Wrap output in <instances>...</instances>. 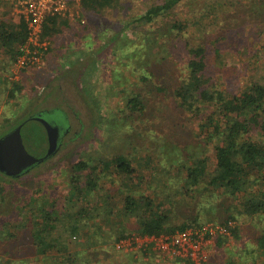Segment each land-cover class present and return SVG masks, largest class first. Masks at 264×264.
<instances>
[{"label": "rangeland", "instance_id": "rangeland-1", "mask_svg": "<svg viewBox=\"0 0 264 264\" xmlns=\"http://www.w3.org/2000/svg\"><path fill=\"white\" fill-rule=\"evenodd\" d=\"M22 1L0 0V20L15 24L24 17ZM156 1L159 0H115L112 7L92 11L84 10L79 1L64 15L67 21L60 29L62 33L46 38L41 30L31 37L32 42L26 41L30 53L25 65L19 66L16 62L21 46L14 58L0 48V132L14 125L15 120L27 119L43 109L59 108L69 115V130L62 136V144L53 156L25 175L0 179V223L8 216H15L17 224L32 217L38 220L33 224V230L37 231L44 224L42 213L46 210L50 211L52 223L58 218L51 236L55 232L54 235L62 233L63 237L59 249H53L52 254L81 253L88 255L92 264H180L177 256L167 259L150 249L130 247L125 250L117 246L120 239L141 235L135 230L133 216H118L126 196L136 200L152 198L156 210L169 215L165 233L172 232L170 228L180 229L178 226L182 223L204 222L202 228L213 230L208 232L207 260L227 254H218L215 249L216 236L224 232L219 221L228 215L221 200L217 201L211 191L184 193L186 155H198L203 149L199 146L197 117L182 112L171 96L162 93L160 100L155 96L146 102L140 117L130 119L122 113L125 118H119V110L126 101L121 87L134 90L144 88L145 83L134 74L129 75L132 64L120 58V52L116 57L108 51L106 59L95 63L88 53L111 37L113 30L123 26H127L125 36L129 39L134 38L135 32L147 38L146 26L135 18ZM210 4L211 0H184L176 15H168L166 20L177 17L191 23L187 35L190 43L203 42L209 49L207 75L215 79L220 89L233 95L253 83L264 82V0H218L215 8ZM157 33L160 34L155 31ZM147 51L154 59L172 54L161 40ZM181 52L176 53L180 57L174 63L165 66L162 77L166 84L175 81L177 71L182 68ZM60 132V124L48 117L29 120L24 127L25 137L40 151L53 143ZM116 154L130 161L131 176L118 173L113 163L107 168L104 166V161L111 162ZM204 154L211 171L215 166L214 150L206 148ZM180 158L184 161H178ZM80 160L96 166L97 186L91 193L71 183L72 165ZM86 214L91 215L90 218ZM73 217L79 224L86 223L87 233L81 232L75 238L65 233L68 219ZM13 223L6 226L8 231L15 229L16 223ZM120 224L132 233L111 241L115 248L107 241V249L101 250V241L107 235H117ZM241 227L242 232L249 228L259 230L249 221ZM3 232L5 230L2 236ZM26 232L17 239L20 247L15 248L14 243L6 247L3 264L27 260L24 248L30 239L25 237H30V229ZM234 243L228 234L225 247L233 251ZM7 248H14V253L8 254ZM125 252H135L136 257L127 259ZM42 260L40 255L30 262L39 264Z\"/></svg>", "mask_w": 264, "mask_h": 264}, {"label": "trees", "instance_id": "trees-1", "mask_svg": "<svg viewBox=\"0 0 264 264\" xmlns=\"http://www.w3.org/2000/svg\"><path fill=\"white\" fill-rule=\"evenodd\" d=\"M113 1L115 0H80V5L86 11L101 10L112 7ZM183 1L159 0L150 3L146 10L135 18L146 26L147 38L139 37L142 34L135 32L134 38L129 39L125 36L127 26H123L113 30L111 37L108 36L101 46L92 48L88 53L95 63L106 59L108 51L116 57L120 52L119 57L132 64L129 75L134 74L137 80L145 83L144 88H134V90L126 86L121 87L126 93V101L124 107L119 110L121 113L119 118H125L122 113L130 119L140 117L145 111L146 102L155 96L160 100L162 93L171 96L175 106L180 107L182 112L197 117L199 146L202 145L204 150L201 149L198 155L191 153L186 155L185 159H188V162L184 163L186 171L184 193L211 191L217 201L221 200L223 209L228 213L224 220L219 221L224 227V232L215 238L217 253L227 254L213 260L210 256V260L208 259L205 264H264V82L253 83L248 89L233 95L220 89L215 79L210 74L207 75L209 49L203 42L190 43L191 38L187 35L191 23L177 17L166 20L168 18L166 16L176 15V10ZM216 1L218 0H211L209 6L215 8ZM66 17L57 14L46 15L42 23L41 35L54 38L57 33H62L60 29L67 21ZM167 21L169 22L164 24ZM28 25L24 17L15 24L0 20V48L6 49L11 54V58L17 54L18 46L26 43ZM155 31H159L160 34H155ZM124 38L126 39L122 40ZM159 40L165 44L166 49H170L172 54L169 57L154 59L151 52H149L150 56L147 55V49L156 45ZM179 51H182L180 54L183 53L184 63L177 71L175 81L166 84L162 77L165 66L170 62L174 63V60L180 57L176 55ZM170 57L171 60H168ZM143 89H146V92H143ZM22 120H15V124L0 132V136ZM209 147L214 150L215 161L211 171L208 170L207 157L204 154L205 149ZM110 160L111 162L104 161L106 168L113 163L116 171L125 177L133 174L132 164L124 155L116 154ZM178 161L184 159L180 158ZM95 169L96 166H90L86 160L78 161L72 165L71 183L76 184L81 191L91 193L97 186L94 179ZM2 177L12 178L0 172V179ZM53 202L54 200L51 201ZM49 212V210L44 214L41 212L44 224L37 231L33 230V224L38 220L32 217L24 218L17 224L15 216H8L0 223V236L5 230L4 236L0 237V264L4 262L2 255L6 253L9 243L10 245L14 243L15 248L20 247L17 239L22 234L25 236L28 232L26 229H30V237L29 235L25 237L27 240L30 239L24 248L28 253L27 260H12V264H32L31 259L40 255L43 260L39 264H92L88 255L81 253L52 254L53 249H59L63 235L61 233L56 236L54 232L51 236L55 228L54 222L59 220L54 218L52 223ZM121 215L134 217V227L139 234H158L167 231L169 215L156 210L152 198L147 196L137 200L126 196L118 216ZM90 216L86 214L87 218ZM12 221L13 224L16 223L15 229L8 231L6 226ZM247 221L259 230L249 228L242 232L241 224ZM203 224L204 222L197 223L200 227ZM197 225L182 223L178 228ZM84 226L86 223L79 224L77 218L73 217L68 219L65 233L75 238L80 236L81 232H88ZM120 226L117 235L112 237L107 235L101 241L103 242V246H100L101 250L107 249L109 245L107 241L116 242L132 233L124 225L120 224ZM169 230L173 231L174 228ZM227 233L235 241L236 248L233 251L225 247ZM110 245L115 248L112 242ZM14 251V248H7L8 254ZM125 253L127 259L136 257L135 252Z\"/></svg>", "mask_w": 264, "mask_h": 264}, {"label": "built area", "instance_id": "built-area-1", "mask_svg": "<svg viewBox=\"0 0 264 264\" xmlns=\"http://www.w3.org/2000/svg\"><path fill=\"white\" fill-rule=\"evenodd\" d=\"M80 0H23L21 2L22 13L28 21L29 33L28 40L32 42V36L40 33L42 23L46 15L64 16L71 6L79 3ZM21 54L16 60L19 66L25 65L29 60L28 47L21 46ZM208 232L213 230L209 227L202 228L197 226H188L176 229L170 233L161 232L158 234H141L138 236L129 235L120 239L117 246L127 250L130 247L144 250H152L161 254L164 258H173L177 256L181 259L180 264H205L207 253L205 247L208 245Z\"/></svg>", "mask_w": 264, "mask_h": 264}, {"label": "water", "instance_id": "water-1", "mask_svg": "<svg viewBox=\"0 0 264 264\" xmlns=\"http://www.w3.org/2000/svg\"><path fill=\"white\" fill-rule=\"evenodd\" d=\"M49 118L61 126V134L47 148L40 151L24 135L25 124L36 118ZM67 113L59 108L39 110L22 120L8 132L0 136V172L18 178L53 156L62 144V136L69 130Z\"/></svg>", "mask_w": 264, "mask_h": 264}, {"label": "crops", "instance_id": "crops-1", "mask_svg": "<svg viewBox=\"0 0 264 264\" xmlns=\"http://www.w3.org/2000/svg\"><path fill=\"white\" fill-rule=\"evenodd\" d=\"M136 256V255H135Z\"/></svg>", "mask_w": 264, "mask_h": 264}, {"label": "flooded vegetation", "instance_id": "flooded-vegetation-1", "mask_svg": "<svg viewBox=\"0 0 264 264\" xmlns=\"http://www.w3.org/2000/svg\"><path fill=\"white\" fill-rule=\"evenodd\" d=\"M69 116V115H68Z\"/></svg>", "mask_w": 264, "mask_h": 264}]
</instances>
